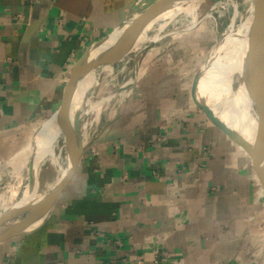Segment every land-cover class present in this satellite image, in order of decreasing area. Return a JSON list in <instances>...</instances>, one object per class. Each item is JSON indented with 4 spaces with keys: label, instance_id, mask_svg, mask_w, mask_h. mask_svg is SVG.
<instances>
[{
    "label": "crops",
    "instance_id": "crops-1",
    "mask_svg": "<svg viewBox=\"0 0 264 264\" xmlns=\"http://www.w3.org/2000/svg\"><path fill=\"white\" fill-rule=\"evenodd\" d=\"M144 3L0 0V166L24 159L81 55ZM165 49L147 52V71L104 111L46 219L0 242V264H251L264 185Z\"/></svg>",
    "mask_w": 264,
    "mask_h": 264
},
{
    "label": "water",
    "instance_id": "water-1",
    "mask_svg": "<svg viewBox=\"0 0 264 264\" xmlns=\"http://www.w3.org/2000/svg\"><path fill=\"white\" fill-rule=\"evenodd\" d=\"M187 1L190 0H155L130 18L125 24L104 38L94 42L81 55L73 67L66 96L56 112V114L64 117L68 129V142L64 140L67 147L65 164L49 188L43 189V178L40 172H35L34 159L31 158L29 181L22 197L18 200L17 204L11 206L0 215V242L25 235L39 226L50 214L58 197L72 179L88 146V142L84 141V134L91 115V109L95 104L105 102L135 83L139 70V57L153 48L157 43V41L152 40L144 46V43L139 44V38L141 35H144V37L146 36L149 39L148 32L155 21L162 17L165 12L172 10L176 4ZM254 1L256 19L251 39V54L256 63L255 70L258 75V87L253 93L254 105L257 112V127L254 139L252 141L247 139L222 120L206 98L200 94V80L206 67L211 62V55L207 57L194 74L191 96L195 105L202 110L207 119L245 150L258 178L264 185V0ZM37 26V22L31 24L25 37V42L33 35ZM115 33H119L117 41L108 48H101L104 42ZM136 52L135 58L137 62L134 65L133 76L129 82L112 90L102 98L94 100L89 106H87L85 99L82 102L79 99L77 100L79 82L89 69H96L102 64H119Z\"/></svg>",
    "mask_w": 264,
    "mask_h": 264
},
{
    "label": "rangeland",
    "instance_id": "rangeland-1",
    "mask_svg": "<svg viewBox=\"0 0 264 264\" xmlns=\"http://www.w3.org/2000/svg\"><path fill=\"white\" fill-rule=\"evenodd\" d=\"M146 1L147 0H145L144 5L140 6L139 11H141V8L147 6L145 5ZM198 12L200 18L194 27L189 28L191 21L190 16L182 15L181 17V15H179L171 20L168 18L164 19L162 16L155 21L148 32L149 37L159 36L153 39L156 41L159 38L153 48H166L163 51L169 52L172 59L171 71L178 75H185L183 80L187 92H190L191 90L190 88L192 86L195 72L205 62L207 57L211 55V60L218 58L221 61L223 48H220L219 46L222 44L221 42L227 34L233 29L242 27L243 24L247 23L255 16V1L203 0ZM163 21L164 23L166 22L164 24L165 26L162 25ZM118 37L119 33H116L111 39L113 38L117 41ZM147 44L149 43L145 42L144 46ZM159 50L162 49H157L155 51ZM147 52H149V50ZM147 52L139 57L137 78L143 74L144 71H147L145 66L143 68L144 60L152 61V58L151 60L149 59L150 53L147 54ZM136 54L137 52L133 53L119 64H102L99 66L100 68L98 67L95 69L97 82L92 85L86 93L84 99L85 102H87V106H89L94 100L102 98L112 90L130 81L135 69L134 65L137 62L135 58ZM146 63L145 65H148V63ZM234 80L232 90L237 92L241 77L238 74H235ZM131 87L119 94L123 93L126 96L128 92H130L129 90ZM119 94L111 97L112 99L110 98L106 100L105 104L107 105L103 110L102 115L105 110H110L112 107L114 108V101L118 98H122V96H118ZM214 100V107L217 110H220L216 98ZM49 119L34 126L32 139L34 138L36 129L41 126L44 127ZM51 146L53 147V151L46 155L39 167V172L44 179L45 186L43 189H47V187L49 188V186L55 181L66 161V149L63 135H60L55 142L51 141ZM34 151L35 148L33 149V152ZM32 154L28 150L24 159L20 162L17 161L12 164L0 166V215L6 211L8 206H13L14 203L22 197L29 181V166L31 158H33L31 157ZM252 233L251 264H264V216L261 220L257 221L255 230H253Z\"/></svg>",
    "mask_w": 264,
    "mask_h": 264
},
{
    "label": "bare ground",
    "instance_id": "bare-ground-1",
    "mask_svg": "<svg viewBox=\"0 0 264 264\" xmlns=\"http://www.w3.org/2000/svg\"><path fill=\"white\" fill-rule=\"evenodd\" d=\"M202 1L203 0H190L181 4H176L172 10L163 14V18L171 20L179 15H181V17L182 15L190 16L191 21L189 28L194 27L200 18L198 10ZM255 19L256 16L243 24L242 27L233 29L227 34L221 42L222 44L219 46L220 48H223L221 61L218 58L211 60L201 77L199 85L200 94L206 98L220 118L251 141L254 139L257 127V112L254 105L253 93L258 87V75L255 70L256 63L251 54V39L254 33ZM165 23L163 21L162 25ZM113 36L114 34L104 42L101 48L104 49L113 45L116 42L113 38L111 39ZM157 37L158 36L153 38L149 37L148 39V37L141 35L138 41L139 44L145 42L149 43ZM158 40L159 38L156 41ZM235 74H238L241 77L237 92L232 90V85L235 81ZM96 82L97 75L95 69H89L79 82V95L77 100L79 99V101L82 102L89 88H91ZM215 98L219 104L220 110H217L214 107ZM105 103L106 101L99 102L91 109V115L88 119L87 129L84 134L85 142L90 139L92 132L99 127L102 112L107 105ZM224 114H227L228 117H225ZM47 122L48 123H46L44 127L41 126L36 129L34 138L28 149L32 154L33 149L35 148L31 157L34 159L33 162L36 173L39 172V167L46 155L53 151L51 141L55 142L60 135H63L64 140L68 142V129L62 115L54 114ZM65 148L67 151L66 146ZM17 203L18 201L14 203V205ZM9 208L10 207L8 206L6 211Z\"/></svg>",
    "mask_w": 264,
    "mask_h": 264
}]
</instances>
